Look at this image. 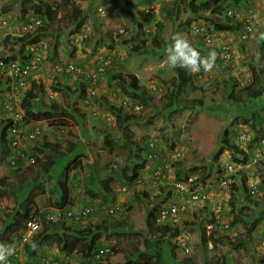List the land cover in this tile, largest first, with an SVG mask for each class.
I'll return each mask as SVG.
<instances>
[{
	"label": "rangeland",
	"instance_id": "1",
	"mask_svg": "<svg viewBox=\"0 0 264 264\" xmlns=\"http://www.w3.org/2000/svg\"><path fill=\"white\" fill-rule=\"evenodd\" d=\"M54 2L57 15L53 21L44 25L45 29L40 35V41L48 45L50 50L46 49V58L39 70L30 75L28 82L34 78H42L47 86L44 100H57L68 108L71 115L63 116L65 121L62 125H55L53 121L47 120L38 122L42 130L40 137L36 141L24 137L19 147L10 146L14 153L10 156H4L0 148V194H3L6 188L3 196L8 203L4 212L14 208L20 199L19 194L25 188L27 192L33 188L35 191L31 198L33 208L36 210L35 216L41 217L40 229L49 228L47 216L57 208L50 205L47 197L55 182L53 174L56 175L64 169L65 176L74 177L76 180V187L72 188L69 198L74 204L71 206L67 204L65 207L80 209L90 205L93 208L87 218L81 221L69 220L67 224L71 226L70 230L88 229L87 235L94 237L96 230L100 231L97 224L103 223L106 226L105 231H101L97 241L100 245L111 243L115 247L114 254L104 257L102 263L119 264L125 253L132 252L138 247L140 252L126 264H181L159 258L152 250L145 252L143 247L146 239L156 237L155 234L151 236L148 227L149 225L155 227L157 224L146 222L149 210L153 203L166 198L171 190V197L167 202L184 200L188 211L174 223L179 225L180 234L174 237L164 233L162 237L165 240H175L179 252L189 257L196 256L194 260L196 264H264V223L257 217L258 209L262 205H256V202L264 203V139L261 144L253 147L254 149L248 150L247 166L243 168L251 179V170H255L258 175L259 193L256 196L247 194L239 178L232 183L235 185L230 183L226 188H220L218 178L222 167L229 162L239 164L241 161L236 160L230 150H224L218 159L214 156L223 142L224 128L229 129L230 137L235 144L248 149L254 128L245 119L251 112L258 114L264 130V39L261 38V34H264V0L253 2L255 11L248 39L240 35L243 32L242 20L248 8L246 6L240 8L239 15L227 14L228 10L234 8V0H221L219 6L211 10L212 18H215L211 19V22H208V18L199 17L192 19L190 23L188 21L194 14L190 11L187 0H54ZM21 4V0H0V45L3 54L6 55L15 52L16 56H20L18 41L24 40L14 37L18 36L16 34H24L19 32L22 24L18 17ZM26 4L29 5L28 2ZM151 8L155 10L152 11ZM28 11L29 17L33 16L30 14L32 9L29 8ZM79 12L81 16L75 22L74 19ZM229 22H233L236 27L231 29V32L220 26ZM197 24H206L209 31L215 33L219 39H227L232 48V60L228 65L215 49L218 55L214 67L208 72L212 78L209 87L205 86L204 82L201 85L195 79L196 73L193 83H190L187 75L192 72L173 68L167 63L165 56L166 45L176 33L185 35L202 51V54L206 55L209 51L208 45L200 34L195 33L193 26ZM262 43L263 49L260 47ZM55 48L57 51L53 53ZM106 51L115 52L117 57L116 66L108 70L110 74L115 70L136 77L139 89L133 95L123 94L115 82L108 81L106 75L104 80L96 84L98 88L96 95L88 96L86 93L80 97L81 76L67 72L56 74L53 71L51 62L59 58L63 64L74 60L84 63L86 68H92V60L96 54ZM29 83L24 86H12V83L5 82L6 86H3V89L6 91L0 92V107L5 104L6 107H11V110L5 109L3 113L8 116L14 114L17 120H21L20 118L24 116L22 102L25 105L28 101L25 92L30 86ZM177 83L182 84L177 96L178 107L170 111L162 108L170 100L171 89ZM9 85L10 90L7 91ZM247 86L249 90L246 89ZM242 90L246 98L249 93L254 96L249 98L247 104L234 100L237 93ZM193 98L201 102L193 105L190 103ZM136 104L141 105L139 111L134 109ZM148 110L150 113L144 119L139 118L142 112ZM126 115L128 119L124 120ZM34 125V123L23 125L24 136ZM149 138H159V143H162L167 151L165 153L170 156L172 169L168 171L167 178L152 185L149 178L153 174L154 163L147 160L145 169L148 175L144 176L145 169L142 171L144 185H140L136 180L127 184V189L122 192L121 187L125 183L120 177H116L114 186L120 191L118 201L121 206L113 214L103 212L101 205L115 201L110 199L111 195L102 191L99 182L90 185L89 176L96 171L101 177L109 174L119 175L117 172L124 164L132 163L128 139L134 142L136 140L137 147L143 145L146 148ZM40 140L55 145L58 152L52 151L51 156L56 157L55 160L59 164H48L49 154H42L43 157L36 163H30L21 155L32 154L33 145ZM178 151L180 155L176 154ZM77 152L80 155L75 157ZM69 158L74 160L62 168ZM176 166L184 167L190 178L197 179L198 183L212 184L209 187V203L212 210L218 204L224 206L222 216L234 223L228 232L231 235L243 236L244 246L230 247L228 251L221 243L210 242L199 247L202 237V230L199 227L211 213L207 216L202 210L203 202L196 203L189 201L188 198H179L182 195L172 186L176 177L173 172ZM210 166H213L214 171L203 181L202 178L207 175ZM19 187H22L21 191L14 193ZM89 187L95 190L92 196L88 193ZM134 189L149 193V200L143 197L135 198ZM233 194H236L234 200ZM232 204L235 205V209ZM196 212L199 214V217H196L197 222L194 218ZM190 219L194 225L187 223ZM27 229L28 227L23 229L15 223L2 230V241L12 244L19 252L18 256L14 257L13 264H38L36 259L28 257L24 252L22 243L25 242L23 236L26 235ZM162 233L159 231V234ZM87 237L80 249L88 245ZM209 239L212 240V236ZM185 244L191 248L190 251H185ZM64 259L66 260L63 264L66 262L82 264L83 261L82 257L77 255L74 257L65 255Z\"/></svg>",
	"mask_w": 264,
	"mask_h": 264
},
{
	"label": "trees",
	"instance_id": "2",
	"mask_svg": "<svg viewBox=\"0 0 264 264\" xmlns=\"http://www.w3.org/2000/svg\"><path fill=\"white\" fill-rule=\"evenodd\" d=\"M221 0H187V5L190 8V11L194 14L193 18H190L191 20H195V18H208V22L214 20L215 18H212V13L211 10L219 6V2ZM29 3L27 5L26 3ZM21 6H20V13H19V21L23 24L26 21H29L31 17H39L42 16L43 18L45 17V21L42 25L38 26L37 28H33L32 30L28 31L27 34H24V36H15L14 38L18 40H24V41H18L19 43V50L20 53L23 54L25 53V50H27L26 45L29 42H36L41 40V32L45 29L44 25H47L50 21H53L57 15V10L53 9V6L55 4L54 0H21ZM253 4V2H252ZM247 5H251L248 3ZM246 5V0H234L233 6L234 7H239V6H247ZM32 9V12H30V16L27 14L29 13L28 9ZM215 9V8H214ZM223 10V9H221ZM28 11V12H27ZM214 11V10H213ZM210 12V13H209ZM80 14H77L74 21L76 22L78 18L81 16ZM211 14V16H208ZM234 17V16H233ZM212 19V20H211ZM234 19V18H233ZM220 23V22H219ZM221 28L231 30L236 28L233 24V22L225 23V24H220ZM197 34V33H196ZM11 35H8V38H10ZM261 49H263V43L260 44ZM209 50H213L214 48L208 47ZM50 50V47L48 48ZM57 49H54V53H56ZM218 51V50H217ZM52 52V51H50ZM5 60L8 59H13L15 58V55L11 53V55L4 56L3 57ZM23 58V55L20 57V59ZM108 77L109 82H115L117 86L120 88L121 92L126 95H133L135 91L139 89L137 86V79L136 77L132 76H127L124 72L122 71H115L113 70L112 73L110 74L109 71L106 72ZM6 79V80H5ZM187 79L190 83H193L194 81V73H189L187 75ZM196 79V76H195ZM11 80L10 78H0V92L6 91V89H3V86H6L5 82L8 83L7 81ZM193 85V84H192ZM79 89L81 91L82 95L86 94V90L88 87V84L86 82L80 83ZM182 84L177 83L175 86L172 87L171 93H170V100L165 103V105L162 108L173 110L178 107L177 102V96L181 90ZM247 90H249V86L246 87ZM10 90V85L7 88V91ZM244 91H239L237 93V96L234 98L237 103H242V104H247L249 98L254 97L252 93H249L246 98V96L243 93ZM26 96L28 101L24 105L22 102V109L24 112V116L22 118V122L25 124L29 123H34V122H39L42 120H47V121H53L55 125H62L64 123L63 116L71 115V112H68V108L63 106L60 102H58L55 99H51L50 101L44 100V95L47 93V86L43 82L42 78H34L31 80L30 88L26 90ZM1 96V93H0ZM1 99V98H0ZM40 99V100H39ZM39 100V101H38ZM201 100L199 99H192L190 100V103L193 105H196L200 103ZM113 105V104H112ZM114 107V106H113ZM116 107V106H115ZM6 109V110H5ZM5 111L11 110V107L5 106V104L1 105L0 107V113L2 119L0 120V148L3 151L4 156H10L13 153V151L10 148V140L8 137V132L11 129L12 125L15 123H18L17 118L12 114L11 116H8L6 113H3ZM150 111H144L142 112L141 115H139V118L144 119L146 115H148ZM128 117L125 116L124 120H127ZM245 121L250 123V125L254 128L253 135H251L249 142H248V149H245L233 142V140L230 137V131L228 128H224L223 131V142L219 146L218 150L215 153V157L218 159L220 154L224 150H230L233 153V156L235 157L236 160L241 161V163L246 164L247 159H248V150L252 149L256 145H259L262 143L264 139V130L262 128L261 120L258 118V114L255 112H251L250 116L245 119ZM127 130V129H126ZM122 131V130H121ZM123 132V131H122ZM124 133V132H123ZM126 137V136H125ZM167 141V140H166ZM9 142V143H8ZM136 142V140H135ZM135 142L130 139H128V145H130V155L132 158V163L131 164H124L120 170H118L119 175H112L109 174L106 177H101L99 172L96 171L94 174H91L89 176V184L93 185L95 182H99V187L102 189V191H105V193L108 195H111V200L112 201H117L118 196L120 191L115 188L114 183L116 181V177H120L121 180L124 181V185L121 187V191L124 192L125 190L123 187L127 188V184L138 182L139 178L143 179V173L144 176L148 175V171L145 169V164L147 160H150L151 162L154 163L152 172L155 173L157 169H161L164 173H166V177H162L163 179L167 178L168 171H171V166L172 162L170 159V156L168 155L167 152L163 146L162 143H159V138L156 141L155 144V149L156 151H160L162 154L158 158H150L147 156V148H144L143 145L140 147H137L135 145ZM174 146V144H172ZM34 151L32 155L35 156L36 161H40L42 154H49L50 157L47 158L48 164L50 165H55L56 163L59 164L55 160L56 157L51 156L53 153L52 151L58 152L57 148L55 145L50 144V142H43V140H40L39 142L37 141L33 145ZM254 149V148H253ZM145 150V151H144ZM238 153V155H237ZM80 153L77 152L75 157L79 156ZM164 157H166L169 160V166L165 167L164 166ZM242 157V158H241ZM76 159V158H75ZM71 160H74L73 158H69L66 162L65 165L62 166H68L71 162ZM36 163V162H35ZM176 164H174L175 166ZM145 169V170H144ZM144 170V171H143ZM154 170V171H153ZM143 171V173H142ZM214 168L213 166H210L209 172L207 175H205L202 179L203 181L206 180V178L210 177L211 174L213 173ZM175 173L176 177H174V181L180 180V181H185L189 185V191H182L178 192L172 183V186L175 191L180 193L182 196H179V198H188V200H191V194L190 190L195 189L196 187L199 186L200 183L197 182L196 180H193L190 178L189 174L185 170V168H177L173 170ZM152 174V173H151ZM55 182L51 186L47 200L50 203L51 206H54L56 208H66L65 206L69 204L70 206L74 204L72 200H70V193L72 192V188L76 187V180L74 177H69L65 176L64 174V169H61V172L58 174H53ZM221 175V172L219 173ZM153 174L150 176L149 179H151ZM234 178H239L242 181L243 188L247 192L249 196H252L250 194L249 190V185L247 183L248 180V174L244 169H241L238 171L236 174H233ZM144 180V179H143ZM160 180L158 181V183ZM234 182H231V184ZM235 185V184H232ZM259 186V183H258ZM170 188V187H169ZM22 187L15 189L14 193H18L21 191ZM45 189V188H44ZM90 189V190H89ZM89 190V191H88ZM88 193L92 196V192L95 194V190H93L91 187L88 188ZM204 190L209 192L210 188L205 187ZM35 190L30 189L29 192L26 191V188L19 194L20 199L17 200L16 205L14 208L8 210L7 212H4L0 215V243H4L2 232L4 231V228H8L10 224H18L22 226L23 229H26L27 222L31 219L34 218L35 216V209L33 208V199L32 194L34 193ZM3 195L6 193V188L2 192ZM135 193V198L141 199L142 197L149 200L150 195L147 192H141L138 189H134ZM171 190L168 192V196L166 198H163L159 202L153 203L152 207L149 210V215L147 216L146 222L157 224L155 227H151L149 225L148 229L149 232L152 235H156L155 238H149L146 239L147 242L143 243V247L145 248V252L148 250H152L154 253L157 254L159 258L166 259L168 262H179L181 264H196L194 260L196 259V256H187L182 254L181 252L178 251L176 241L175 240H165L162 235L165 234H171L174 237L178 236L180 234V227L178 224H174L178 221L180 216L183 213H186L188 211V206L186 204V201L178 200V202H184L186 205V209L181 211L179 213V216L177 219H167L165 222H159L157 223V216H158V211L160 210L161 207H166L168 206L169 203L176 202H167L171 196ZM178 195V194H177ZM1 198V197H0ZM18 199V197H16ZM109 199V200H110ZM236 199V194H233L232 200ZM192 201V200H191ZM196 203L198 202H203L204 207L202 210H204L210 216L206 218L205 221L201 222V225L199 229L202 230L201 235L202 237L200 238L201 242L199 243V247L204 246L206 244L214 243L218 244L221 243V245H224L225 249H229L230 247H236V246H244L245 239L243 236L240 234L236 235H231L229 230H231V227L234 226V223L229 222V228L227 230H223L220 228L218 225H215L214 228L211 229V231L208 230L207 224L210 222H214L216 220V214L214 210L211 208V204L209 203V198L205 199L204 201H194ZM262 205L258 209L257 217L259 220H262L264 223V203L263 202H256V205ZM37 207V206H36ZM201 207V208H202ZM233 209H235V205L232 204ZM198 208V209H201ZM68 209V207L66 208ZM6 210V209H5ZM224 210L221 212V219L226 220L222 215H223ZM199 217V214L196 212L194 215V218L197 222V218ZM80 221V220H78ZM68 221L66 219L64 220H49L48 222V227L46 230L39 229L37 232L33 233L30 236V239L24 243V252L27 254L28 257L32 259H36V250L40 245H57L58 249L65 255L67 256H80L82 257V264H104L102 263V260L104 257L112 256L114 254L115 247L109 243L107 245H100V242L97 240L100 238L101 231H105V225L103 223L97 224V227L100 229V231L96 230L95 236L93 235H87L88 234V229L85 231L83 229H78L77 231H72L70 230L71 226L67 224ZM188 224L194 225L192 219L187 221ZM196 224V223H195ZM55 229V230H54ZM3 230V231H2ZM159 231H162V234H159ZM88 236V237H87ZM158 236V237H157ZM212 236V240L209 239ZM88 238L89 243L87 246H85L83 249H80L81 244L83 243L85 238ZM194 245V244H193ZM103 248H108L109 251L106 252V254L102 255L101 257H96L97 253H99L100 249ZM142 248V246H141ZM186 248H188L187 251H190V247L184 245V249L186 251ZM194 249L197 250L195 246H193ZM193 250V249H192ZM229 251V250H228ZM140 252V248H135L132 250V252H127L125 253L124 257L120 260L119 264H126V262L130 261L132 257L137 255ZM224 257L225 254H224ZM43 258V257H42ZM38 263L43 262V259L37 260ZM220 262V260H218ZM45 262H47V259H45Z\"/></svg>",
	"mask_w": 264,
	"mask_h": 264
},
{
	"label": "built area",
	"instance_id": "3",
	"mask_svg": "<svg viewBox=\"0 0 264 264\" xmlns=\"http://www.w3.org/2000/svg\"><path fill=\"white\" fill-rule=\"evenodd\" d=\"M254 0H246V5L250 3L251 5H247V13L246 16L243 18V32L241 33V37L244 39H247L251 32V26L253 24V14L255 11L254 7ZM150 9V8H149ZM148 9V10H149ZM152 11L154 9L151 8ZM229 15L234 14V10L230 9L227 12ZM41 23V19L38 17H34L30 19V21L25 22L21 24V28L19 30L20 33L27 34L28 31L32 30L33 28H36ZM195 33L200 34L205 44L208 46H213L216 48L220 54L221 59L225 64L228 65V62L232 60V48L229 41L225 38L219 39L218 36L215 35V33L209 31V28L202 24L194 25ZM24 34H18L20 36ZM28 46V52L30 53V56L26 59L22 60L19 58L14 59H8L5 60L3 57V51H2V45H0V78H10L12 82L18 84L19 86H24L26 83H28L27 79L30 77V75L39 69V65L43 58L45 57L46 53V44H44L43 41H36V42H29L27 44ZM110 59H106L103 55L98 60V66H97V72H92L89 76L93 78L94 80L97 79V75L101 74L106 68V66L109 64ZM69 71H80V68L76 66L74 63H69L66 67ZM211 75H209L208 72L200 71L197 74V79L203 80L205 85L208 86L212 82ZM94 93V91H93ZM41 128L39 125H35L27 134L26 138L29 140H35L38 138V136L41 134ZM8 137L10 140V145L12 147L17 148L24 136V129L23 125L21 123H15L12 125L11 129L8 132ZM157 139L152 138L148 140L147 143V156L150 158H158L162 154L160 151H156L155 144ZM146 146V147H147ZM177 155H180V151L176 152ZM21 155H24L22 153ZM29 161L31 163L35 162V156L32 155L29 158ZM164 166H169V160L164 157ZM247 165L244 163H236V162H229L225 166H223L221 170V175H219L218 183L220 188H226L230 181H235L236 178L233 177V174H236L241 169L245 168ZM252 179H248V185L250 194L252 196H255L259 193V178L258 175L255 173V170L250 171ZM249 175V174H248ZM162 177H166V173H164L161 169H157L155 173L153 172V176L150 179L151 184L155 185L158 183L159 180L163 179ZM138 182L140 184H144V180L142 178L138 179ZM175 189L178 192L182 191H189V185L185 181H174L173 182ZM211 183H200L198 187H196L193 190H190L191 194V200L192 201H204L205 199L209 198V192L205 191V187H211ZM5 204L0 199V209L4 208ZM118 205H112L108 207H103L104 211L108 213H114L116 209L118 208ZM91 206H85L81 209H66V208H57L52 213H50L47 216V220H64L67 218H75V219H83L86 218L91 212H92ZM186 209V205L184 202H172L169 203L166 207H161L158 211L157 219L159 221H165L167 219H177L179 216V213ZM221 212H222V206L221 204H218V206L215 208V214H216V220L214 222H210L207 224V228L209 231H211L212 228H214L215 225H218L223 230H227L229 228V222L226 220L221 219ZM40 219L41 217L38 216L29 220L27 222L28 231L26 236H24V239H27V236H29L31 233L35 232L40 227ZM188 250V248H186ZM108 248L100 249L99 253H97L96 257H101L102 255L106 254L108 252ZM18 254L15 251V254L9 258L8 264H13V258L17 256Z\"/></svg>",
	"mask_w": 264,
	"mask_h": 264
},
{
	"label": "clouds",
	"instance_id": "4",
	"mask_svg": "<svg viewBox=\"0 0 264 264\" xmlns=\"http://www.w3.org/2000/svg\"><path fill=\"white\" fill-rule=\"evenodd\" d=\"M53 9H56L55 7V4L53 6ZM234 10V14H231L230 16L232 15H239L238 14V10L237 8H232ZM155 10V9H154ZM228 12V11H227ZM228 14V13H227ZM229 15V14H228ZM46 17V16H45ZM45 17L43 18L42 16H39L38 18L41 19V23L38 25H42L45 21ZM34 17H31L30 19H32ZM36 18V17H35ZM244 18V17H243ZM30 21V20H29ZM28 22V21H26ZM242 24H243V20H242ZM37 26V27H38ZM36 27V28H37ZM228 32H231L230 30ZM18 35V34H16ZM241 35V34H240ZM19 36V35H18ZM249 38V37H248ZM247 38V39H248ZM261 38L264 39V34H261ZM28 44V43H27ZM28 45H26V48L27 50H25V53L21 54L20 53V56H16L15 52H12L14 55H15V58H19L23 55V58H21L22 60L26 59L27 57L30 56V53L28 52ZM208 47H213V46H208ZM214 48V47H213ZM48 50V45H47V48ZM216 48H214L213 50H209L207 52V54H202V51L197 48L196 46H194L191 41L185 36V35H182L180 33H176L174 34L172 37H171V41L170 43H168L166 45V48H165V56H166V60H167V63L172 66L173 68H182V69H187V70H190V72L192 73H196V80L202 85L204 84L203 80H199L197 79V74L200 72V71H204V72H209L212 70V68L214 67L215 63H216V60H217V55L218 53L215 51ZM47 50H46V53H45V57L43 58V60L46 58L47 56ZM54 53V52H53ZM11 55V54H10ZM104 56L106 59H110L109 61V64L106 66L105 70L103 72H101V74H98L97 75V79L94 80L93 78H91L89 75L92 73V72H97V66H98V60L100 59L101 56ZM3 56H8L6 54H3ZM219 57H220V54H219ZM221 58V57H220ZM14 59V58H13ZM116 54L115 52H112V51H106L104 53H101V52H98L95 56V58L92 60V63H93V67L92 68H86V66H84V63L82 62H76V61H67L65 62V64L62 63L61 59H57L55 62H51L53 63V71L56 73V74H61L63 72H67V73H72V74H77L79 76H81L82 78V81H80V83H83V82H86L88 84V87H87V90H86V93L88 94V96H94L96 95V91L98 88H96V84L102 80H104V78H106V75H107V71L110 70L111 68L115 67L116 66ZM43 60L41 61L40 65L42 64ZM69 63H74L76 66H78V68H80V71H69L66 69L67 65ZM39 65V67H40ZM47 65V63H45V66ZM203 69V70H201ZM39 70V69H38ZM37 72V71H36ZM3 77H1L2 79ZM6 80V79H5ZM28 81V79H27ZM54 81V80H52ZM8 83H12V86H16L18 84L12 82L11 80L7 81ZM29 83V82H28ZM31 84V81L29 83V85ZM92 85V86H91ZM206 86V85H205ZM210 85H208L207 87H209ZM30 88V86H29ZM28 89V88H27ZM94 91V93H93ZM80 94V97L82 96H85V95H82L81 92L79 93ZM127 104V103H125ZM134 109L139 111L141 109V105L140 104H136L134 105ZM121 115H123V113H121ZM127 116V115H126ZM22 118L23 116L20 118L21 120H18V123H21L22 125H29V124H32V123H29V124H25L24 122H22ZM41 122V121H39ZM35 125H39L38 122H34ZM34 125V126H35ZM33 126V127H34ZM40 126V125H39ZM32 127V128H33ZM31 128V129H32ZM41 128V126H40ZM30 129V130H31ZM29 130V131H30ZM28 131V132H29ZM27 132V133H28ZM42 132V130H41ZM26 133V134H27ZM42 134V133H41ZM40 134V135H41ZM40 135L38 136V138L40 137ZM26 137V135H25ZM24 138V137H23ZM37 138V139H38ZM37 139L33 140V141H36ZM149 139H152V138H149ZM148 139V140H149ZM157 139V138H156ZM29 140V139H28ZM32 140V139H31ZM148 143V141H147ZM147 143H146V146H147ZM19 147V146H18ZM15 148V147H14ZM145 151V150H144ZM23 157H26L28 160L30 158V156H32V154H25L22 155ZM30 162V161H29ZM35 162H36V158H35ZM33 162V163H35ZM31 163V162H30ZM226 165V164H225ZM223 168V167H222ZM248 179H250V176L248 175ZM237 180V178H236ZM235 180V181H236ZM150 181V179H149ZM233 181V182H235ZM232 181L229 182V184L231 183ZM139 183V182H138ZM151 183V181H150ZM247 183H248V180H247ZM140 184V183H139ZM228 184V185H229ZM140 185H144V184H140ZM124 190H126L127 188L126 187H123ZM210 195V194H209ZM258 195V194H257ZM256 196V195H255ZM0 199L4 202L5 206L4 208L0 209V215L5 211V209H7V201L5 200V197L3 196V194H0ZM210 199V198H209ZM112 205H118L119 207L121 206V203L117 200L111 204H103L101 205L100 207L103 208V207H108V206H112ZM87 206H90V205H87ZM222 206V211L224 210V206L221 204ZM85 207V206H83ZM81 207V208H83ZM92 207V206H91ZM118 207V208H119ZM217 207V206H216ZM215 207V208H216ZM80 208V209H81ZM117 208V209H118ZM69 209H73V210H77V208H69ZM116 209V210H117ZM93 210V209H92ZM103 212L105 213H108L106 211H104L103 209ZM116 212V211H115ZM114 212V213H115ZM214 212H215V209H214ZM108 214H113V213H108ZM89 216V215H88ZM87 216V217H88ZM34 217H37L34 216ZM86 217V218H87ZM85 219V218H83ZM82 218L81 219H75V218H67L66 220L69 221V220H73V221H78V220H83ZM158 220V219H157ZM58 221V220H56ZM159 221V220H158ZM228 221V220H226ZM49 222V220H48ZM159 222H165V221H159ZM229 222V221H228ZM28 226L26 225V228ZM40 229V227L35 231L37 232L38 230ZM28 231V229H27ZM27 231H26V234H27ZM33 232V233H35ZM31 233L29 236H27V239H24V236H23V240L26 242L30 239V236L33 234ZM26 236V235H25ZM29 237V238H28ZM24 242V243H25ZM24 243L23 246H24ZM15 251L17 254H19V252L15 249V247L12 245V244H8V243H0V264H8V261H9V258L11 256H13L15 254ZM18 256V255H17ZM13 263H14V258H13ZM39 264V263H38Z\"/></svg>",
	"mask_w": 264,
	"mask_h": 264
},
{
	"label": "crops",
	"instance_id": "5",
	"mask_svg": "<svg viewBox=\"0 0 264 264\" xmlns=\"http://www.w3.org/2000/svg\"><path fill=\"white\" fill-rule=\"evenodd\" d=\"M244 6L236 7L240 10ZM36 260L43 259V262L39 264H63L66 259H64V254L58 249L57 245H40V247L36 250ZM43 257V258H42ZM45 259H47V262H45ZM70 260V259H69ZM75 260L74 258L72 259ZM78 262H66V264H76Z\"/></svg>",
	"mask_w": 264,
	"mask_h": 264
}]
</instances>
